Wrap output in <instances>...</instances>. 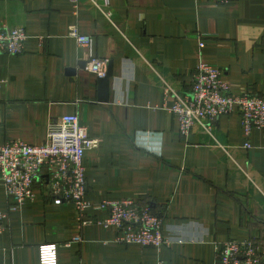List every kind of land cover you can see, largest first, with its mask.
Returning a JSON list of instances; mask_svg holds the SVG:
<instances>
[{"label": "crops", "instance_id": "obj_1", "mask_svg": "<svg viewBox=\"0 0 264 264\" xmlns=\"http://www.w3.org/2000/svg\"><path fill=\"white\" fill-rule=\"evenodd\" d=\"M4 25L29 37L20 55L0 51V145H42L52 123L78 115L99 141L84 156L86 218H105L95 207L106 199H137L163 218L171 244H121L116 229L82 226L74 205L54 203L43 168L34 200L5 222L0 264H40L47 244L57 245L58 264H217L219 242L264 247V130L248 138L236 110L211 133L198 124L184 137L170 111L176 94H190L201 60L222 70L233 93L264 98V0H79L77 12L72 0H0ZM72 25L113 61L107 102ZM8 205L0 184V209Z\"/></svg>", "mask_w": 264, "mask_h": 264}, {"label": "built area", "instance_id": "obj_2", "mask_svg": "<svg viewBox=\"0 0 264 264\" xmlns=\"http://www.w3.org/2000/svg\"><path fill=\"white\" fill-rule=\"evenodd\" d=\"M227 4L236 0H207ZM78 11L79 0H72ZM68 35L80 47L88 50L89 70L104 77L109 61L95 54V38L82 34L72 25ZM26 28L0 27V51L20 55L28 39ZM200 48L205 46L203 39ZM264 49V45H263ZM5 81L0 80L1 91ZM165 94H175L170 86ZM238 111L245 134L249 138L254 129L264 130V98L250 92L233 93L231 85L223 80L221 69L200 61L192 75L191 92L187 96L175 95L170 111L177 117L181 135L188 137L195 125L211 133L213 122L221 115ZM99 141L89 135L88 127L76 114L62 116L48 129L42 145H31L20 139L0 145V184L4 186L9 205L0 209V236L6 230V220L11 212L35 198V181L43 168L50 171V187L54 203H70L79 213L82 226L100 224L117 230L116 242L154 247L160 250L171 244L165 234L163 218L155 213L149 203L137 199H106L95 208L106 210L103 219L93 221L86 212L93 206L87 199V169L84 165L86 151L98 147ZM245 147L252 145L247 140ZM80 239V238H77ZM57 245L40 246V264H58ZM217 264H264V247L256 240L229 239L217 245Z\"/></svg>", "mask_w": 264, "mask_h": 264}, {"label": "water", "instance_id": "obj_3", "mask_svg": "<svg viewBox=\"0 0 264 264\" xmlns=\"http://www.w3.org/2000/svg\"><path fill=\"white\" fill-rule=\"evenodd\" d=\"M113 61H109L107 72L104 77H99L100 100L107 102L111 90V78L113 77Z\"/></svg>", "mask_w": 264, "mask_h": 264}, {"label": "bare ground", "instance_id": "obj_4", "mask_svg": "<svg viewBox=\"0 0 264 264\" xmlns=\"http://www.w3.org/2000/svg\"><path fill=\"white\" fill-rule=\"evenodd\" d=\"M117 237V236H116Z\"/></svg>", "mask_w": 264, "mask_h": 264}]
</instances>
